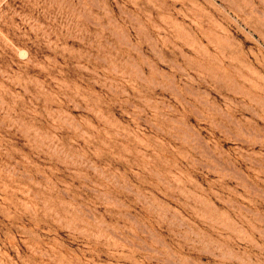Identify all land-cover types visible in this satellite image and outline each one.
I'll use <instances>...</instances> for the list:
<instances>
[{"label":"rangeland","instance_id":"374dc122","mask_svg":"<svg viewBox=\"0 0 264 264\" xmlns=\"http://www.w3.org/2000/svg\"><path fill=\"white\" fill-rule=\"evenodd\" d=\"M0 264H264V0H0Z\"/></svg>","mask_w":264,"mask_h":264}]
</instances>
